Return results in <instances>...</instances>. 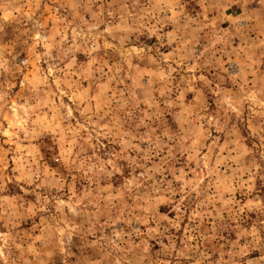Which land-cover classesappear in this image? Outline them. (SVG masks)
<instances>
[{"label": "clouds", "instance_id": "obj_1", "mask_svg": "<svg viewBox=\"0 0 264 264\" xmlns=\"http://www.w3.org/2000/svg\"><path fill=\"white\" fill-rule=\"evenodd\" d=\"M61 7L0 0V264H264V0Z\"/></svg>", "mask_w": 264, "mask_h": 264}, {"label": "rangeland", "instance_id": "obj_2", "mask_svg": "<svg viewBox=\"0 0 264 264\" xmlns=\"http://www.w3.org/2000/svg\"><path fill=\"white\" fill-rule=\"evenodd\" d=\"M59 2L62 5V7L57 10V15L62 17V18H71L73 12L76 11L78 9V7H79V0H59ZM19 3L21 5H23L24 4V0H19ZM6 31H7V36H5L4 38L6 40L7 39H13L14 38V33H13L12 29H7ZM17 62H19V60ZM19 87H20V85L16 84V86L12 89V91H18ZM85 87H87V83L86 82H85ZM98 102L100 103L101 106H103L104 104L109 103L107 98L103 97V95L99 98ZM257 139H258V137H250L249 138V142L255 143V141ZM253 190L256 191L259 194H264V185H260V182L257 181V187L254 188ZM189 203L192 204L193 207H195V203L193 201H189ZM161 212H162V214H167V213H164L163 206H161ZM174 217H175V213L169 214V219H173ZM251 218L253 220H255V214H252ZM187 224H188L187 220L183 221L182 224H181V228H183Z\"/></svg>", "mask_w": 264, "mask_h": 264}]
</instances>
